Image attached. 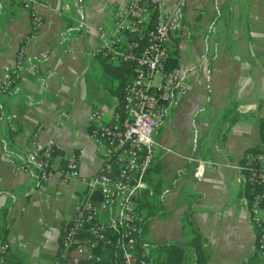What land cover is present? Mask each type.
<instances>
[{
  "label": "crops",
  "instance_id": "obj_1",
  "mask_svg": "<svg viewBox=\"0 0 264 264\" xmlns=\"http://www.w3.org/2000/svg\"><path fill=\"white\" fill-rule=\"evenodd\" d=\"M124 1L33 0L43 24L26 42L20 80L0 94V113L13 123L11 129L0 117V241L9 243L11 264H85L84 252L63 253L60 245L85 184L58 174L41 182L34 167L23 171L19 162L36 134L55 141L60 165L73 154L83 176L100 171L87 117L97 110L110 122L122 88L115 62L93 54L97 36L90 27H111ZM185 23L192 36L174 41L171 52L191 70V89L155 133L147 187L138 194V214L146 219L140 244L152 264H165L169 249L160 245L193 241L188 218L202 235L206 264H258L243 190L230 164L261 139L264 0H187ZM30 29L22 0H0V76ZM200 160L206 166L198 180ZM110 216L103 211L100 220ZM183 250L179 264H193V250Z\"/></svg>",
  "mask_w": 264,
  "mask_h": 264
},
{
  "label": "built area",
  "instance_id": "obj_2",
  "mask_svg": "<svg viewBox=\"0 0 264 264\" xmlns=\"http://www.w3.org/2000/svg\"><path fill=\"white\" fill-rule=\"evenodd\" d=\"M30 17L31 29L19 45L12 64L5 65L0 76V94L8 92L21 78L26 42L40 29L43 16L34 8L33 0H22ZM187 0H125L118 6L111 27L91 26L97 36L93 54L106 61L134 64V74L123 87L120 105L104 121V113L92 111L87 117L89 134L101 156V169L92 176H83L73 154L62 165L55 161V141L42 142L36 134L30 136L19 166L23 171L34 167L41 182L58 174L62 180L76 179L85 184L84 196L76 213L61 237L63 253L76 248L84 252L85 264L99 261L94 253L100 242H107L108 230L118 233L122 264H152L148 251L137 250L136 234L141 218L137 196L147 187L146 176L156 149L155 133L172 108L178 107L191 89L192 72L182 65L171 66V44L190 39L185 23ZM66 115V114H64ZM13 128L10 115H2ZM260 142L247 149L241 160L231 163L243 190V203L255 239V254L264 264V114L261 117ZM217 149V147H216ZM5 155L11 162L15 158ZM206 166L198 161L194 177L200 179ZM98 195L99 199L95 200ZM108 211L107 222L100 214ZM82 233L88 235L79 241ZM9 243L0 241V264H11ZM41 264H59L58 262ZM239 264H249L244 261Z\"/></svg>",
  "mask_w": 264,
  "mask_h": 264
},
{
  "label": "trees",
  "instance_id": "obj_3",
  "mask_svg": "<svg viewBox=\"0 0 264 264\" xmlns=\"http://www.w3.org/2000/svg\"><path fill=\"white\" fill-rule=\"evenodd\" d=\"M68 23V26H71L70 19L66 20ZM176 53L173 51L170 55V64L171 66L177 65V58L174 55ZM101 58V57H100ZM103 59V58H102ZM106 61L105 59H103ZM115 62L114 68L119 71V77H120V85L122 88V96H123V87L126 81L134 74V64L131 62H124L120 60L113 61ZM122 100V97H121ZM121 103V101H120ZM119 103V105H120ZM58 151L56 149L53 150V155L57 154ZM99 196H95V200H98ZM142 199V194L137 196L138 201V207L140 201ZM144 221H140L139 223V232L136 234V241H137V250L140 251L142 249L141 242V233L146 227ZM187 224L191 227L194 233V239L193 241L187 243V244H179V243H167L164 245H160L161 247H167L169 249V255L167 258V261L165 264H179L181 261V256L183 254L184 247L190 248L194 252V262L193 264H206L209 258V253L206 252L204 248L201 246L202 241V235L199 232V230L194 226L193 222L190 221L187 218ZM81 236L84 237V241L88 239V235L85 233H82ZM106 237L108 239L107 242H100L98 246L95 248L94 253L99 255L101 259L99 261H94L92 263L94 264H122L121 259V251L118 247V233L116 231L108 230L106 232Z\"/></svg>",
  "mask_w": 264,
  "mask_h": 264
}]
</instances>
